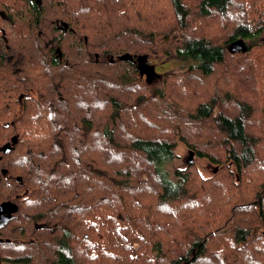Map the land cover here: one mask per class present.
<instances>
[{"label":"trees","instance_id":"16d2710c","mask_svg":"<svg viewBox=\"0 0 264 264\" xmlns=\"http://www.w3.org/2000/svg\"><path fill=\"white\" fill-rule=\"evenodd\" d=\"M262 6L0 0V211L16 203L0 214V264H264V105L242 96L263 95L264 64L246 56ZM220 21L223 44L188 35ZM172 53L195 63L144 86L162 77L147 57ZM208 124L213 140L197 139ZM179 140L190 154L173 179Z\"/></svg>","mask_w":264,"mask_h":264},{"label":"rangeland","instance_id":"374dc122","mask_svg":"<svg viewBox=\"0 0 264 264\" xmlns=\"http://www.w3.org/2000/svg\"><path fill=\"white\" fill-rule=\"evenodd\" d=\"M256 1L259 2V1H264V0H256ZM7 2H8V0H2V3H7ZM261 8L264 9V6H262ZM222 19H223L222 17L218 16L214 20L219 21V20H222ZM55 20H56L55 18L51 19V22H54ZM201 23H203V22H201ZM208 23H209V21H208ZM222 23H223V25H222ZM6 27H7V29L11 30V27L9 25H6ZM226 28H227V26H224V22L220 21V22L212 23V26H211L210 30L206 31L205 33H201L200 30H198V25H194V27L192 28L193 30L190 29V30H192V33H189L190 30H188V35L189 36H194L195 35V37L196 36H199V37L204 36V37L208 38L209 40H211L214 44H217L219 42H221V44H223L222 42L227 39L226 34L229 35L231 33V30L230 29H226ZM51 35H53L55 37L58 34H54V32H53V34H51ZM83 37H85V36L83 34H81L79 38H83ZM263 38H264V32L260 36L256 37L255 39H253V38H252V40L247 39L248 43L249 42L250 43H256L254 49L252 50V52L250 54L246 55V56H250V58L254 59L253 61H254L255 65H256L255 59L258 61V64L259 63H263L264 64V45L261 44V40ZM239 57L241 58V57H245V56L241 55ZM247 60H249V59H247ZM227 62H230L232 64L234 63L233 60H231V59H227ZM147 63L148 64L149 63L153 64V67H155V69L158 72H160V75L162 77L160 76L161 78H157V80L154 83H152V84H149L148 82H146V79H147L146 75L143 78L140 77V79L142 80V83H143L144 86L148 87L150 90L155 91L157 89L163 88V86H164L163 78L165 76H167L169 74H174V73L182 74L183 71L186 70L189 65L195 63V61L179 59L176 56L175 53H172L171 55L161 56V57L148 56L147 57ZM219 67L220 66L216 65V72L214 73V77H213V79L215 81H217L216 80L217 76H221V73H223L221 71L222 68H219ZM224 69H226V67H224ZM248 72H250V71H248ZM225 74H226V72H225ZM243 75H245V74L243 73ZM255 75L258 76V78L260 79V82L258 84H256V88L255 89H256V91H262L263 95L255 96V95L249 94L247 92H244L242 96L246 97L247 100L251 101L253 104H260V105L263 106L264 105V70L260 71V73L257 72L256 74H254V76ZM39 78H42V76H39ZM240 80H242V79L235 78L236 85L239 84ZM249 80L255 81L253 76H251V78ZM222 81L223 80H221L220 82H222ZM223 85L224 84H222L221 86H223ZM191 86L193 88L196 85H191ZM215 89H216V86H214V90ZM177 92H178L179 95L182 94L179 90H177ZM239 95L241 96V94H239ZM239 95H237V96L239 97ZM153 105H159V104L158 103H154ZM259 109H261V108H259ZM258 114H260V111H257L255 115H258ZM251 121H252V118H251ZM250 125H255V124L254 123L253 124H247V127L248 126L250 127ZM203 128L204 129L206 128V132H205L204 129H201L200 127L197 129L198 130L197 139L200 138V133H201V137L204 136L203 138H201V141L203 140L204 142H206L207 138H208V141L213 140L212 136L214 135V125H212V124L204 125ZM202 130L204 132H202ZM208 133L210 135H208ZM176 154H177V157L173 161L167 163L164 166V168L169 172L171 178H173V179L176 178V171L178 169L185 168V166L187 165V162H188L189 154H190V151L187 148V146L180 140L178 141V144H177V147H176ZM191 159L195 162V164L197 165L198 169L201 171V173H202V175L204 177H210V176H212L214 174L215 165L214 164H210V162L208 160H206L204 158H199L197 156H195L194 159L191 157ZM232 256L234 257L235 254H232Z\"/></svg>","mask_w":264,"mask_h":264},{"label":"water","instance_id":"95a60500","mask_svg":"<svg viewBox=\"0 0 264 264\" xmlns=\"http://www.w3.org/2000/svg\"><path fill=\"white\" fill-rule=\"evenodd\" d=\"M60 28H63L65 31H67L68 30V28H69V25L67 24V23H63V25H61L60 26ZM86 41H87V38H86ZM237 48L238 49H240V50H243V51H247V49H248V45L246 44V42L245 41H243V40H239L238 41V43H237ZM57 52L59 53V56H60V59H62V52H61V49H60V47H58L57 48ZM98 56V55H97ZM119 58L121 59V60H125V59H127L128 58V56L127 55H121V56H119ZM112 59V58H111ZM138 59L140 60V59H142V57H138ZM146 59V58H145ZM144 59V60H145ZM142 62H140V64H141ZM24 94H21L20 96H19V102H20V104L22 105L23 104V98H24ZM6 146V148L7 147H9L8 145H5ZM192 155V158H193V154H191ZM7 172H8V170L7 169H3V173L4 174H7ZM19 181H23V178L21 177V176H18V178H17ZM2 209L3 210H7L9 213H12L13 211H15L16 210V203L15 202H6L5 204H3L2 205ZM2 209H1V211H0V214H1V212H2ZM0 221H1V217H0ZM39 226H42V225H38V227Z\"/></svg>","mask_w":264,"mask_h":264},{"label":"flooded vegetation","instance_id":"af4514ba","mask_svg":"<svg viewBox=\"0 0 264 264\" xmlns=\"http://www.w3.org/2000/svg\"><path fill=\"white\" fill-rule=\"evenodd\" d=\"M6 213H8V212H6ZM4 215H6V214H4Z\"/></svg>","mask_w":264,"mask_h":264}]
</instances>
